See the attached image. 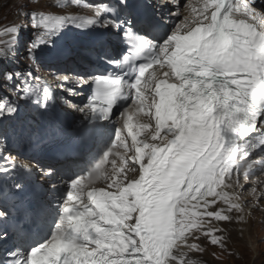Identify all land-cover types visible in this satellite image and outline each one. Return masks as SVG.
<instances>
[{
    "label": "snow or ice",
    "instance_id": "6c2138e0",
    "mask_svg": "<svg viewBox=\"0 0 264 264\" xmlns=\"http://www.w3.org/2000/svg\"><path fill=\"white\" fill-rule=\"evenodd\" d=\"M243 7L246 13L249 11L255 13L256 8L252 7L249 10L248 4H244ZM230 10L231 7L229 6ZM102 12V8H97L95 18H98ZM95 18L90 21V25L95 22ZM32 21L33 28H43L45 30L41 43L45 42V39L50 34H57L60 27L66 22L81 27L85 26L83 23H78L77 18L74 17L44 15L37 17L35 12L32 13ZM102 26L108 27V23H104ZM180 27V24H176L175 30L159 43H153L148 39L139 40L130 55L124 57V61L127 63L129 59H135L138 53L141 54L145 51L151 53L148 62L139 68L134 82L125 84L118 78L95 77L96 91L91 105L92 110L96 111L95 101L102 99L107 106L103 107L100 112L107 119L117 98L122 94L128 96V90L130 89H137L145 72L152 68L160 57H166L170 63L177 65V71L174 76L179 83L176 84L174 89L171 87L172 83H168L167 86H163L161 91V95L165 97L170 109L168 118L171 119L177 109L183 113L179 121L174 122L175 126L171 129L174 134L171 139L163 137L161 138V143L157 145L158 149L164 148L166 151L171 149V153L162 158V162L157 167L156 172L153 173L155 176L160 172L164 163L171 164L172 167L169 173L159 177V187L162 191L175 190V187L180 183L179 178L185 175L189 165L197 166V172L202 170L199 167L201 162L195 160V156L198 154L194 151L196 145L191 140L187 141V143H180L177 140V137H179L180 141H184L185 136L188 134V128L190 126L196 127V125L192 124V120L198 115H206L207 117L205 120L197 121V124L203 128H207L208 121H212L215 127V125L225 120L228 121L224 126L225 130L233 131L237 124L243 127L244 135L248 136L249 133L251 134L248 137L252 145L251 151L264 145V24L261 25L260 31L257 32L251 24H246L243 19L234 22L226 15L222 21L218 22L216 15L213 13L211 22L206 27H195L188 30L184 35L179 34ZM5 32L13 36V39L8 44V47H11L15 37L18 35V26L7 27ZM29 59L31 60V57ZM160 63H163V61H160ZM195 73H199L200 78L192 79L191 77ZM229 73L233 75H226ZM238 75H244L250 77V79L242 82L236 78ZM67 79L68 77L65 76L56 77L57 81H65ZM87 82L83 79L78 81L80 84ZM208 84H211V88L205 87ZM230 84L235 85V88H230ZM173 96L182 98L183 103H174L172 100ZM245 97H251L252 105H260L258 108H252L254 116L250 125H246L248 108H241L234 103L238 100L244 103ZM47 98V90L45 89V99ZM201 100H203L202 104L199 103ZM144 102L145 97L141 100V103ZM156 102L159 103L160 101L156 100ZM84 110L83 108L81 109V111ZM12 111H14L12 108L8 109L9 113ZM189 111L193 113L192 117L188 116ZM241 113H244L243 117H241ZM177 128L179 131H176ZM181 132L184 135H181ZM214 134L223 137V132L219 128L215 129ZM203 146L208 147L206 137L203 139ZM219 146V143H214L211 146V150L218 149ZM107 155L108 153L105 152L104 156L106 157ZM249 155L250 152H246L245 158L247 159ZM99 168L100 165H97L96 170H99ZM173 174H175L177 179H172ZM77 183L79 181L74 180L71 182V186L74 187ZM156 194L159 195L160 193ZM68 198H73L72 192L68 193ZM145 207L146 204L141 205L142 215H133L132 219L136 223L128 225V228L133 238H137L140 243L151 250L158 245L161 236L167 228V223L164 221V212L166 210L161 205L155 213L151 209L148 212H144L143 209ZM157 217L160 223L158 227H154L150 220ZM144 232L149 234L143 235ZM63 235L64 233H54L52 238L43 244V247L40 245L36 248V252H32L33 259L35 260L38 253H43L45 249L51 252L52 248L49 245L56 247L53 241L62 239ZM210 243H214V241L210 239ZM217 244H219L218 238L215 242V245ZM64 246L69 249L73 247L71 242H66ZM81 251L86 252L87 250L81 249ZM76 260L77 257L69 256L65 258L64 264H75ZM24 264H27V261ZM119 264H153V261H145L142 255H138L135 260L125 259L121 260Z\"/></svg>",
    "mask_w": 264,
    "mask_h": 264
},
{
    "label": "bare ground",
    "instance_id": "6f19581e",
    "mask_svg": "<svg viewBox=\"0 0 264 264\" xmlns=\"http://www.w3.org/2000/svg\"><path fill=\"white\" fill-rule=\"evenodd\" d=\"M159 1H161L159 7H175L173 0ZM84 10L88 12L87 9ZM71 17L76 18V16ZM72 25L73 23L66 22L60 27L56 34L59 36L58 44H60L61 41L69 40V38H66V35L67 32L72 29ZM42 102V98H40L39 107L36 109L34 108L35 115L28 124H25V122H16L12 128L8 129L5 139L7 149H15L22 146L24 143H27L29 148L32 147L30 142L37 140L39 134L38 130L43 126V121L40 118L48 112ZM15 114L18 115L16 111ZM137 122L143 123L141 132L144 138L152 136L155 133V127L152 124L151 118L148 116H141ZM159 141H161V139ZM119 150H122V147L119 148ZM6 160H8V158H5L0 151V162ZM130 160V164L127 166L128 168L124 169V171L127 177L131 176L135 178L137 172H139L138 169H140V166L134 162V155L130 156ZM99 161H101V159ZM261 164H264V161ZM101 165L108 169L107 165H103L102 163ZM116 165H121L122 167L121 162L117 161L115 165L112 164L113 171L116 169ZM248 165L249 169L246 173L258 170L260 167L258 164L254 163L253 160H251ZM245 174L237 173L234 175H227L222 182L217 185L213 195L206 197L202 201L197 203L186 201L179 202L175 208V235L177 240L175 244L173 241L174 245L170 247V253H167L165 249H158V251L152 252V257L160 261H165L168 264H198V262H200L199 257H204L206 254L203 253L206 251L203 250L205 244L202 241V237L208 234L217 235L221 232L223 226L226 227V225L232 227L238 233L237 235H241L242 237L249 234L252 235V230L256 226H254V224H259V220L264 219L261 212L257 211V209L264 211V172H252L250 176H245ZM241 176H243V178ZM88 181L96 185L100 183L93 177ZM250 181L255 183L252 184L253 188L250 190L251 194H254L253 197H248V192L242 190L243 185L246 184L247 186ZM247 199H250V203L248 204L245 203ZM251 205L252 209L249 210ZM128 212L134 215V212H132V204L129 200ZM224 232H226V230ZM199 236L200 238H197Z\"/></svg>",
    "mask_w": 264,
    "mask_h": 264
},
{
    "label": "rangeland",
    "instance_id": "374dc122",
    "mask_svg": "<svg viewBox=\"0 0 264 264\" xmlns=\"http://www.w3.org/2000/svg\"><path fill=\"white\" fill-rule=\"evenodd\" d=\"M72 10L74 11L75 8ZM30 11L66 12L55 8L51 0H0V53L5 54L9 50L13 51L12 53L16 52L17 54L16 57H14V55L0 57V117H8V121H6L5 124L6 126H10L14 121L12 113L8 112L9 108L14 110L18 105H22L25 108L26 104H22L25 101L28 105L27 108L33 110V112H35V109L39 107L37 103L31 104L32 100L27 96L30 91L29 86L31 85L28 81H30L31 77L37 79V75L32 72L36 69V71H40L43 76H49L50 74L47 67H41L40 63L38 68H35L33 66L34 61L29 59L30 56H28L25 50L16 49L19 44L18 36H22L25 32H28L27 26L31 25L27 18ZM82 12L87 11L82 10ZM71 16L76 15H69L68 17ZM13 25L18 26L19 32L11 47H8V44L13 39V36L6 34L5 29ZM35 31L37 32L36 34ZM44 33L45 32L42 28H34V37L31 41L21 39L22 44L27 48V51L31 49V47L35 48L36 43H40L41 39L44 38ZM48 38L45 40H48ZM2 71L5 72V78L1 76ZM8 74L16 82L14 87L11 86L9 82L7 83ZM23 81L26 82L25 86L21 84ZM30 110L26 111L31 112ZM24 118H27V115H25ZM16 122L21 123L19 118L15 119V123ZM0 131H2V128H0ZM252 184L255 183L250 181L247 186L244 184L242 187L243 191L248 192V197H253L254 195H252L250 191L253 188ZM245 203H250V199H247ZM251 209L252 205L249 207V210ZM257 211L261 212V215L264 216L263 210L260 211L257 209ZM254 226L252 235L249 234L243 237L241 235H237L238 233L229 225H226V227L223 226L221 232L217 235L208 234L205 237H202V241L205 244L203 250L206 251L203 253L206 254L204 257L198 256L200 258V262H198V264H264V219L259 220V224L255 223ZM225 230L226 232H224ZM197 238H200V236ZM217 238L219 240V244L215 245ZM210 239H212L214 243H210Z\"/></svg>",
    "mask_w": 264,
    "mask_h": 264
}]
</instances>
